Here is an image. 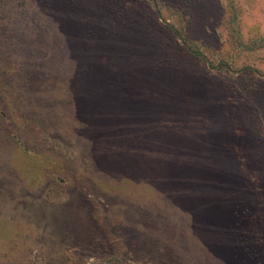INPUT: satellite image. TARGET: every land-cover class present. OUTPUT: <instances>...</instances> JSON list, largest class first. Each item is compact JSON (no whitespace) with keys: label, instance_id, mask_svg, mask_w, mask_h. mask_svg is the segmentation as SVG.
Wrapping results in <instances>:
<instances>
[{"label":"rangeland","instance_id":"obj_1","mask_svg":"<svg viewBox=\"0 0 264 264\" xmlns=\"http://www.w3.org/2000/svg\"><path fill=\"white\" fill-rule=\"evenodd\" d=\"M0 264H264V0H0Z\"/></svg>","mask_w":264,"mask_h":264}]
</instances>
